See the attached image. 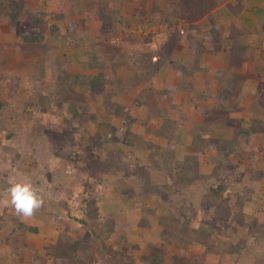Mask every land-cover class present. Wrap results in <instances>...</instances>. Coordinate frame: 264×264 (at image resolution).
Here are the masks:
<instances>
[{
    "label": "rangeland",
    "instance_id": "374dc122",
    "mask_svg": "<svg viewBox=\"0 0 264 264\" xmlns=\"http://www.w3.org/2000/svg\"><path fill=\"white\" fill-rule=\"evenodd\" d=\"M192 1L188 0L191 4ZM26 3L32 5L40 3L42 5L46 3V0H26ZM82 3V13L86 10H92L98 18L100 9L108 10V12L115 9L118 17L124 21L117 24L118 33L107 35L109 42L101 43L98 50L104 58H108L110 51L114 50L112 49L113 46L117 45L116 56L124 64L121 62L119 68L115 69L108 66L107 73L112 74L117 80L113 86L119 84L123 91L127 90L133 97L138 96L141 99H143L145 89L152 90V94L148 92L150 94L148 104L146 103L141 107H134L129 96H126L124 100L121 99L132 112H135L136 122L133 126L136 128L150 107L165 108L168 105L165 98L162 99L161 97L160 100V93L166 86L173 84L175 76V72L169 68V60L166 59L169 57L168 53L171 49L173 50L170 53V59H173L174 53L179 54L178 51L181 52L180 50H182L179 49L180 47H176V43H178L176 40L178 39L174 32L170 31L176 25H157L167 27L166 32H159L162 30L161 28L148 22L145 27L139 24L135 29L125 30V22L130 19L134 6L140 3V0H81L80 4ZM160 4L164 6V0H160ZM54 7L55 5L49 6L47 10H53ZM230 7L236 11V14H230ZM211 14L216 20L223 16L228 20L237 22L238 26L246 24L244 26L250 32L248 40L250 45L254 47L255 58H258V62L264 61V0H222V3L213 9ZM203 20L205 23L203 21L201 23L206 24V20ZM98 24L99 21H92L84 29V33H81L85 46H90L89 36L96 35ZM196 24L200 25L199 23ZM177 27L181 26L177 25ZM80 28H83L81 23ZM154 28L157 30L155 31ZM82 30L81 32H83ZM149 33L153 34V38L145 40ZM6 37L7 33L0 29V49L1 44H9ZM220 47L223 48L224 46L220 45ZM70 49L67 42L50 39H47L43 45L36 46L22 43L19 48H3L2 45L0 54L4 56V61L0 62V81L8 82L3 73L12 72L19 75V87L16 85L12 87L19 88L17 92L22 93L27 91L30 80L39 78L43 81L42 90L49 92L48 94L53 93L54 89L52 90V86L49 84L52 83L51 73L57 69V64L65 63L69 73H81L85 68V63L81 61V57H79L77 64L75 63L74 59L77 57L73 54L74 52H70ZM225 49V52L220 51L217 54L219 58H227L229 47L225 46ZM66 53L71 55V57L67 55V61H65ZM209 59L210 56L205 55L200 66H205V62ZM250 64L248 62L242 64L243 66L241 65L240 72L242 75L246 71L250 75L261 71L264 76V66L253 62ZM221 68H224L223 65ZM3 69L5 71H2ZM146 71L149 72V77L144 78L142 74ZM196 75L199 76L197 73ZM204 75L206 77L202 76L203 78L198 79L201 84L197 88H184L182 86L178 91L179 93L171 97L176 100L177 108L186 115L185 119L179 120L182 131L180 143L182 147L178 150V156L192 153L189 132L195 124L203 119L211 120V136L217 139L222 136L227 137L230 129L240 119L244 123L249 122L252 113L264 120V103L258 102V98H256V94H252V90H242L248 87L244 80L238 84L236 89V95L241 93L239 99L244 108V113L227 112L226 110L215 111L211 114L199 113L194 107V103L188 100L191 93L199 94L198 103L201 105V109L204 105L214 107L216 102L212 97L204 102L202 96L214 93L219 87L215 85L213 79L209 81L207 74L204 73ZM205 82L213 84L208 85ZM250 82L255 84L257 80ZM128 86L133 87L129 88ZM111 90L113 88L107 89V91ZM247 91L248 94H245ZM0 92L6 95L7 89L0 85ZM5 98L6 96L3 99ZM95 105L94 98L90 99V108L95 109ZM110 105H105L104 108L109 110ZM17 108H20V102L15 104L12 100V102H8L7 109L14 115L6 122L0 116V264H17L16 256L13 259L4 257L15 255L22 250L26 254L24 262L19 264H30V261H35L37 257L39 262H36L37 264H52L50 252L65 248L62 245V240L65 237L76 241L79 236L89 242L90 248L88 246L87 249L80 250L77 245L70 248L72 249L70 251L71 260L68 261V264H141V254L148 249L162 255V264H194L192 261H195V258L198 260V264H264V245L262 243L261 246L263 247L254 248L248 240L245 242V247L240 249L235 243V234L231 232L227 236L226 233L231 230L228 228L223 230L221 223L216 224V235L213 237H206L205 235L199 237L198 231L196 233L194 229L206 227V218L209 217L208 215L205 216L206 213L204 214L198 207L202 197L201 192L198 188L186 191L183 189L184 187L174 185L173 180L168 184L171 186H167L166 183L170 181H166L167 171L165 170L166 162L163 151L160 154L161 170L158 176L153 173L150 178L144 176L139 182H133L134 179L130 177V174L135 170L136 163L144 166L143 164L149 162L147 154L140 151L134 152V155L130 156L131 170L118 173L117 176H105L100 171L102 158L99 155H97L96 161L91 160L92 166H84L86 165L85 145L80 143L81 136L79 134L74 131L68 132L65 119L62 120L63 129L55 128L53 124L59 120L54 118L50 111L34 112L36 117L42 115L43 123H40L38 119H33V117L29 119L21 117L20 119L17 115L20 109ZM100 121L102 119L98 112L92 111L88 121L84 118L80 120L78 130L84 133L83 128L89 127V133H92L94 132L92 127H97ZM155 121L160 123L161 118L157 117ZM114 124L117 127L123 125L121 121H116ZM223 125L227 126L228 129ZM125 150L127 151V149ZM253 152L251 153L244 148L240 155L234 158L233 168L239 174V182L232 186L224 200L228 201V198H231L234 201L232 197L234 193L237 192L242 195L245 189L251 186L250 179L256 174V177L262 174L264 146L257 143L253 146ZM72 153H77L80 157L74 165H68L67 160ZM127 154L130 152L127 151ZM205 163V168L201 169L198 175L212 168V165L207 161ZM188 172L193 173L192 171ZM17 182L31 184L42 201L41 206L35 209L30 217L21 218L20 221L26 225L21 230H19L16 221L5 220L15 212L10 203L7 189L11 184ZM202 183L204 184V182ZM90 184L92 190L79 195ZM253 187L255 189L250 196L252 199L250 206L244 208V212L250 213L247 218L249 228L256 222H263L264 220V180L255 182ZM160 189L167 196L176 189L174 194L178 196L174 202L177 203V207L171 208L167 205L169 201L167 196L161 200L158 198ZM85 195H88V201L84 208L80 211H71L74 206L79 205L80 197ZM71 201L74 204H70ZM207 210H211V207ZM211 212L212 210L208 214L210 215ZM218 213H223V209ZM202 216L203 219H201ZM4 220L8 222L4 223ZM103 221L109 222L116 228L115 231L97 230L99 233L95 232L97 224H102ZM184 224L187 226L186 232L183 230ZM30 228H35L36 231H32ZM221 229L226 233L224 234L223 231L221 233ZM107 233H109L108 237ZM197 237L198 239L195 240ZM244 238H247L246 234H244ZM178 240H182L185 244H169ZM113 247L125 248V254L123 256L114 254L115 248ZM34 253L37 256L35 259L33 258ZM88 256L89 259H87Z\"/></svg>",
    "mask_w": 264,
    "mask_h": 264
},
{
    "label": "trees",
    "instance_id": "16d2710c",
    "mask_svg": "<svg viewBox=\"0 0 264 264\" xmlns=\"http://www.w3.org/2000/svg\"><path fill=\"white\" fill-rule=\"evenodd\" d=\"M80 2L81 0H46L45 4L36 3L32 5L26 3V0H0V29L7 33L6 40L9 43L7 45L1 44V49L2 45L3 48H19L22 43L34 46L43 45L47 39H50L58 42H67L71 48L70 52H74L73 54L77 57L74 59L75 63L77 64L79 57L85 63V68L81 73H69L65 63L57 64V69L51 73L52 83L49 85L52 86L54 92H50V94L42 90L43 81L39 78L30 80L27 91L19 93L17 92L19 88L16 89L12 86L16 85V87H19L20 76L12 72L3 73L10 84L0 81V85L7 89L6 95L0 92L1 119L6 122L14 115L13 112L7 109L8 102L10 103L12 100H14L15 104L20 102V108H17L20 109L18 110L19 114H17L20 119L21 117L25 119L33 117V119H38V122L43 123L42 115L36 117L34 112H45L48 110L54 115V118L59 120L53 124L55 128L60 127L62 129L64 127L62 126V120L65 119L68 132L74 131L79 134L81 136L80 143L85 145L86 165L84 166H92L91 160L96 161L97 155H99L102 158L100 171L105 176H117L118 173L131 170L132 162L130 156L138 151L146 153L149 162L143 164L144 166L136 163L135 170L130 174V177L134 179V183L139 182L144 176L150 178L153 173L158 176L161 170L160 154L163 151L168 178L166 175L165 177L166 181H170L166 183L167 186L170 187L171 185L169 186L168 184L173 180L174 185L182 186L186 191L198 188L201 192L202 197L198 207L204 214L206 213L205 216L208 215L210 218H206V227L194 229L196 233L198 231L199 237L203 235L213 237L216 235V224L221 223V225L223 224V230L225 228L231 230L226 233L221 229V233L223 231L227 236L231 232L235 234V243L240 249L245 247V242L248 240L254 248L257 246L263 247L261 243L264 245V220L263 222H256L249 228L247 218L250 213L244 212V208L250 206L252 200L250 196L255 189L253 184L264 180V169L258 177H256V174L250 179L251 186L246 188L242 195L237 192L233 194L234 201L231 198L226 201L224 198L232 186L239 182V174L233 168L234 158L239 156L244 148L252 153L253 146L257 145V143H260V146H264V120L259 119L255 113H252L250 114L249 122L244 123L240 119L231 128L227 137L222 136L217 139L211 136V120L203 119L198 124H195L189 132L192 153L178 156V150L182 147L180 144L182 131L179 120L185 119L186 115L177 108L176 100L171 98L176 93H179L178 91L182 86L184 88H197L200 83L195 81L194 76L196 72H201L210 74L215 85L219 87L214 93H210L208 96L206 94L207 97L202 96L204 102L209 97H212L216 102L214 107L204 105L200 111L198 104L199 94L194 93L190 96V101L194 103L193 105L199 113L211 114L215 111L223 110L244 113V108L240 104L239 99L241 98V93L236 95L238 84L244 78H247V76L243 77L240 69L244 63L253 60L258 61L255 58L254 47L250 45L248 40L250 35L248 29L244 24L238 26L237 22L228 20L226 17L225 19L223 16L218 20L214 18L211 12L222 3V0H193L192 4L188 0H164V6L160 4V0H140V3L134 6L130 19L125 22V30L135 29L139 24L145 27L147 22L156 26L159 24L168 26L174 24L176 26L170 31H173L178 39L176 40L178 42L176 47L182 49L180 50L182 54H184L183 52L186 53L181 59L177 57V52H175L174 58L170 59V53L173 51L172 49V51L170 50L168 53L169 57L167 56L168 58L166 59L169 60L170 70L175 72V80H173L172 85L166 86L160 93V100L161 97L162 99L165 98L168 105L165 108L150 107L135 128L133 126L136 122L134 118L135 112H132L129 106L121 99L124 100L126 96H129L134 107H141L149 101L150 94L148 92L152 94V90L145 89L143 99H141L138 96L133 97L127 90L123 91L122 86L119 84L113 86V83L117 82V80L114 79L112 74L107 73L106 70L108 66L115 69L119 68L121 62L124 64L116 56L117 45L113 46L114 48L112 49L114 50L110 51V57L108 58H104L98 50L101 43L109 42L107 35L118 33L117 24L124 21L118 17L115 9L110 12L100 9L98 18L92 10H86V12L82 13L83 3L80 4ZM54 5L55 10L54 8L53 10H47L49 6ZM229 12L230 14H236V11L231 7ZM203 19L206 20V24H204L205 21L200 26L196 24ZM92 21H99L98 30L96 35L89 36L91 40V42L89 41L90 46H85L81 33H84V29ZM80 23L83 28H80ZM177 25L181 27H177ZM162 31L164 30H159V32ZM152 38L153 34L149 33L145 40ZM12 40L14 41L10 45ZM102 40L104 41L101 42ZM220 45L224 47L221 48ZM225 46L229 47V53L227 58L221 59L217 54L220 51L225 52ZM207 52L212 55V62L205 66H200L201 56ZM178 53L180 52L178 51ZM67 55L69 53L65 54V61L68 59ZM69 56L71 57V55ZM3 57L0 54V62L4 61ZM221 63H225L226 66L221 68L219 66ZM2 71H5V69ZM142 77H149V72H144ZM205 83L211 85L209 82ZM259 86L260 91H258V94L256 91H252V94L255 93L256 98L264 103L262 91L264 90V82L260 83ZM128 87L132 88L133 86ZM108 88H113V90L107 91ZM5 96L6 98L3 99ZM93 98L96 104L95 109L93 107L90 108V99ZM108 104H111L109 110L104 108ZM92 111H97L102 121L99 122L97 127H92L94 132L89 133V127H85L83 128L84 133H81V130H78L80 120L84 118L88 121L89 114ZM157 117L161 118L160 123L155 121ZM116 121H121L123 125L117 127L114 124ZM225 127L227 128V126ZM125 149L130 154H127ZM79 157V154L72 153L68 157V165H74ZM205 161L212 165V168L198 175V172L205 168ZM201 177L203 178L201 179ZM256 179L258 180L255 181ZM91 190L92 186L90 184L79 195ZM174 190L167 196L160 189L158 195L160 200L167 196L166 198L169 200L167 205L171 208L177 207V203L174 200L178 195L174 194ZM87 197L88 195L81 196L79 205L74 206L71 211L83 209L88 201ZM70 204L74 203L71 201ZM209 207L212 210L210 215L208 213L211 210H207ZM221 209H223V213H218ZM86 215L88 214L86 213ZM22 217L24 216L14 212L11 217L8 219L4 217V219L11 222L16 221L19 230H21L26 227L20 221ZM203 218L202 216L201 219ZM5 220L4 223H7L8 221ZM30 229L36 231L35 228ZM115 229L109 222L103 221L102 224H97L95 232H98L97 230L114 232ZM186 229L187 226L185 225L183 230L186 232ZM244 234L247 235V238H244ZM108 236L109 233H107ZM81 237L79 236L76 241L65 237L62 240V245L65 248L50 252L52 264H68V261L70 262L71 260L70 251L72 249L70 248L75 245L80 250H85L88 246L90 248L89 242ZM197 239L198 237L195 238V240ZM200 240L202 241V239ZM123 243H125L124 240ZM181 243L185 244L182 240L170 242L169 244L180 245ZM230 249L233 250L232 247ZM125 251V248L120 247L115 248L113 253L123 256ZM235 251L237 252V250ZM25 254L24 250H22L15 255H6L4 258L13 259L16 256L17 264H19L24 262ZM36 257L34 253L33 258L35 259ZM87 259H89V256ZM141 259V264H162L163 262L162 255L151 249L141 254ZM37 260L38 257L35 261H30V264L39 263ZM42 261L44 262L43 258ZM192 262L198 264L196 258Z\"/></svg>",
    "mask_w": 264,
    "mask_h": 264
},
{
    "label": "clouds",
    "instance_id": "9594fccd",
    "mask_svg": "<svg viewBox=\"0 0 264 264\" xmlns=\"http://www.w3.org/2000/svg\"><path fill=\"white\" fill-rule=\"evenodd\" d=\"M162 27L164 31L167 29V27L166 29ZM7 192L10 196V203L18 215L30 217L34 210L41 206L42 201L39 195L29 183H13L8 187Z\"/></svg>",
    "mask_w": 264,
    "mask_h": 264
},
{
    "label": "crops",
    "instance_id": "0c3cea01",
    "mask_svg": "<svg viewBox=\"0 0 264 264\" xmlns=\"http://www.w3.org/2000/svg\"><path fill=\"white\" fill-rule=\"evenodd\" d=\"M254 10V9H253ZM255 11V10H254ZM248 12H250V11H248ZM204 22V20H200V21H198L197 23H199L200 25H202V23L201 22ZM199 25V26H200ZM245 26H246V24H244ZM167 30V29H166ZM183 55L184 54H182L181 52L179 53V54H177V57L178 58H183ZM205 55H209L210 56V59H209V61H207V62H205L206 64H210L211 62H212V55H210V53H204V54H202V56H201V60L204 58V56ZM256 59H258V58H256ZM254 64H261V66H263V62L264 61H262V62H258V61H252ZM252 62L250 61L249 62V64L251 63L252 64ZM248 63V62H247ZM205 64V65H206ZM250 64V65H251ZM223 65V67H225L226 66V64L225 63H221L220 64V67ZM263 68V67H262ZM199 76H197V75H195L194 76V78H195V81L196 82H199L200 84H201V82L198 80V79H200V78H203L205 75H204V73H201V72H196ZM208 75V78H209V81L211 80V79H213L212 78V76L210 75V74H207ZM203 76V77H202ZM246 77L247 76V78H244V83L249 87H247V88H243L242 90H252V91H256V93L258 94V91H260L259 90V88H260V86H259V84L260 83H262V82H264V76L262 75V73H261V71H258L257 73H255V74H252V75H250L249 74V72H247L246 71V73L245 74H243V77ZM206 77V76H205ZM174 79H175V76H174ZM173 79V80H174ZM253 80H257V82L254 84V83H252V82H250V81H253ZM250 82V83H249ZM213 83H211V85H212ZM245 86V85H244ZM263 91V95H264V90H262ZM244 92V91H243ZM245 94H248V91L247 92H245ZM253 94H255V93H253ZM191 95H192V93H191ZM188 100H190V96L188 97ZM258 102H260L261 103V101L258 99ZM199 104V103H198ZM201 105L199 104V110L201 111V107H200ZM263 109H264V107H263ZM241 113V112H240ZM223 126H225V125H223ZM226 128V127H225ZM226 129H228V128H226ZM231 130V129H230Z\"/></svg>",
    "mask_w": 264,
    "mask_h": 264
},
{
    "label": "built area",
    "instance_id": "2783aa9c",
    "mask_svg": "<svg viewBox=\"0 0 264 264\" xmlns=\"http://www.w3.org/2000/svg\"><path fill=\"white\" fill-rule=\"evenodd\" d=\"M158 27L163 29V27H162V26H158ZM165 29H166V28H165ZM154 30H157V28H154Z\"/></svg>",
    "mask_w": 264,
    "mask_h": 264
}]
</instances>
